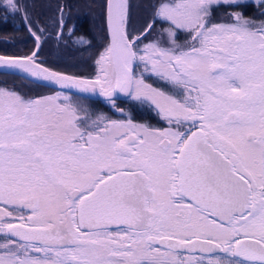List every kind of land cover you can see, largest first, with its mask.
Segmentation results:
<instances>
[{"label": "snow or ice", "instance_id": "1", "mask_svg": "<svg viewBox=\"0 0 264 264\" xmlns=\"http://www.w3.org/2000/svg\"><path fill=\"white\" fill-rule=\"evenodd\" d=\"M221 2L241 0H159L133 36L129 0H107L94 79L45 67L31 26V54L0 55L114 107L116 93L148 103L168 125L0 88V264H264V19L214 23ZM157 21L167 42L140 48Z\"/></svg>", "mask_w": 264, "mask_h": 264}, {"label": "flooded vegetation", "instance_id": "2", "mask_svg": "<svg viewBox=\"0 0 264 264\" xmlns=\"http://www.w3.org/2000/svg\"><path fill=\"white\" fill-rule=\"evenodd\" d=\"M51 5L53 4L37 3L36 0L31 3H25L22 0H18L17 7L19 11H13L9 16L0 18V43H6L7 45V49H0V55L26 56L31 54V52L35 48L36 38L32 34V32L29 31V26H31L32 30L35 33L37 30H41L42 24L39 23L40 17H44L47 15L50 20L51 15L44 13L48 10V8H50V10L52 11L53 8L56 9V7L59 8L61 6L59 5L55 7V5ZM72 6H76L77 8V5L75 4H71V7ZM234 12H241L245 16V18L254 19L259 22L260 20L264 19V15H262V13H264V0H241L238 7L224 5L221 2L219 5H213V11L210 19L214 23L232 22V15ZM31 15L34 16L35 20L29 19V16ZM83 21L84 20H81V22L76 21L74 24H72L73 27L69 26L68 31L78 30V27L82 26ZM156 24L158 29L156 31H159L158 34H150L146 39L142 38L143 42L140 44V48H143V44H146L147 42L149 43L150 41L156 39L162 38L164 42H167V34H163L162 30H160V26L163 25V22L157 21ZM55 25V34L52 35V31H49L51 34H48L46 36L40 35L41 45L43 42H46L48 43L47 47H49L52 43L50 49L53 46L55 47L57 45H59L61 48H64L68 47V43L71 41L75 46L74 47L73 45H70L73 48L79 49L86 47L87 50H75V53H72V56H68L69 58L66 57L62 59H55L53 58L52 52L48 51L45 46H41L39 50V61L45 67H48L49 69H52L59 73L74 77L94 79L96 75L95 60L101 52H98L96 56H94L93 51H91L89 57H86L88 50H90V48L92 47V45H89V38L76 34H66L65 37H62V35H60V32L63 30L62 27H66L65 19L58 20ZM43 32L45 31L43 30ZM186 39L187 33L178 31L176 36L177 42L182 45L185 43ZM55 40H57L58 42H56ZM107 43L108 42L106 40L104 48L107 46ZM50 54L52 55V57H50ZM65 62H69L67 63L68 65H66ZM138 71L143 72V65L139 66ZM145 76L147 77V82L152 84L153 86H164L163 82L158 81L155 77H151L147 73L145 74ZM0 88L16 91L17 93L23 95L25 98L55 96L57 92H60L62 93V96H69L71 102L81 109V115H84V113L86 112L93 119H95L97 116L102 115L107 117L108 119L113 120H131L134 124H144L152 128H164L168 126L166 121H164L160 118V116L157 115V112L156 110H154L153 106L148 103L142 104L139 101L132 100L130 97L125 96L123 93L115 94L114 107L113 104L109 102L107 97L100 95L99 89H97L95 92L65 90L61 88L49 87L37 82L30 81L21 76L2 71H0Z\"/></svg>", "mask_w": 264, "mask_h": 264}, {"label": "rangeland", "instance_id": "3", "mask_svg": "<svg viewBox=\"0 0 264 264\" xmlns=\"http://www.w3.org/2000/svg\"><path fill=\"white\" fill-rule=\"evenodd\" d=\"M22 1L25 3H28V2L31 3V2H34L35 0H22ZM36 1L39 2V0H36ZM49 1L50 0H42V3L53 4L51 6L55 5V7L59 6V5H61V6L59 8L56 7V9L53 8L52 11L50 10V8H48V10L45 13L43 12L44 14H50L51 15L50 20H49V17L47 15L44 17H40L39 23L42 24L41 30H44L45 32H43L41 30H37L36 34L43 35V36L44 35L46 36V35L51 34V33H52V35L55 34V32H56V25L55 24L58 22V20L65 19L66 27L65 28L62 27L63 30L60 32V35H62V37H65L66 34H68L69 26L73 27L72 24H74L76 21L81 22V20H84V19L79 18V13L77 11L78 6H77V8H76V6L71 7V4L76 5L75 0L73 2L70 1V2H64V3H62L61 0H54L53 3H47ZM97 1L99 2V0H97ZM97 1L93 0L92 9L89 11V13H87L88 17L84 20V21H86V24H88L90 26L88 28L90 29L91 33L93 35L96 34V36L100 35V33H101L100 28H98V25H100V23H101V21H100V15L101 14L99 15L101 7L97 6ZM14 2L17 5L18 0H14ZM129 4H130V31L132 32L133 36H135L140 31H142L147 26V24L152 20V7H153V5H155V1L154 0H129ZM12 12L13 11L7 7L6 0H0V18H4L6 16H9L10 14H12ZM15 12H17V11H15ZM29 17H30L29 19H34L33 15H31ZM103 17H104V10L102 11V26L104 24ZM71 21H72V24H71ZM165 27H167V25L163 23V25L160 26V30H162ZM71 30H72V28H71ZM156 30H158V29H157V24L155 23L153 25L151 34H155V33L158 34L159 31H156ZM49 31H52V32L50 33ZM162 33L166 34L163 31H162ZM104 34L106 37L105 31H104ZM94 38H96V37H94ZM55 41L58 42L57 40H55ZM97 44H95V46ZM51 45H52V43L50 44L49 47H47L48 43L43 42L41 46L42 47L45 46L48 49V51L52 52L53 58H55V59H62V58H66V57L69 58L68 56H72V53H75L73 50L63 49L59 45H57L55 47L53 46L50 49ZM93 47L94 46H92L90 48V50H88L86 57H89L90 52L92 51ZM0 49L1 50L7 49L6 43H0ZM100 52H102V51H100ZM50 57H52V55ZM65 63H66V65H68L67 63H69V62H65Z\"/></svg>", "mask_w": 264, "mask_h": 264}, {"label": "trees", "instance_id": "4", "mask_svg": "<svg viewBox=\"0 0 264 264\" xmlns=\"http://www.w3.org/2000/svg\"><path fill=\"white\" fill-rule=\"evenodd\" d=\"M70 1L73 2L74 0H61L62 3L70 2ZM154 1H155V4L159 2V0H154ZM53 2H54V0H50L47 3H53ZM75 2H76V5L78 6L77 11L79 13V18L85 20L88 17L87 13H89V11L92 9L93 0H75ZM37 3H42V0H39V2H37ZM103 3H104V0H99V2L97 1V6L101 7L100 12H99V15L101 14L100 15L101 23H100V25H98V28H100V31H101L100 35H98V36H96V34L93 35L91 33L90 29L88 28L90 26L88 24H86V21H83L82 26L78 27V30L68 31V34H76V35H79V36L88 37L89 38L88 39L89 40V45L90 46L91 45L94 46L93 49H92L94 56H96V54L98 52L103 50V48L105 46V41H106L105 34H104V26H102ZM162 31H163V29H162ZM94 37H96V38H94ZM95 44H97V45L95 46ZM68 45H69L68 47H64L63 49L73 50V51H75V50H87L86 47L79 48V49L73 48L72 46H70V45L74 46V44L71 41L68 43Z\"/></svg>", "mask_w": 264, "mask_h": 264}, {"label": "water", "instance_id": "5", "mask_svg": "<svg viewBox=\"0 0 264 264\" xmlns=\"http://www.w3.org/2000/svg\"><path fill=\"white\" fill-rule=\"evenodd\" d=\"M106 4H107V0H104V27H105L106 37H107V41H108V28H107V19H106ZM35 49H36V43H35L34 50ZM0 71L6 72V73H10V74H14V75H18V76H21V77H23L25 79H28L30 81L37 82V83H40V84H43V85H46V86H49V87L60 88L58 85L51 84V83H49L47 81L37 80L34 77L28 76V74L23 73L19 69H5V68H0ZM65 90H71V91L76 90V91H79L77 89H65Z\"/></svg>", "mask_w": 264, "mask_h": 264}]
</instances>
